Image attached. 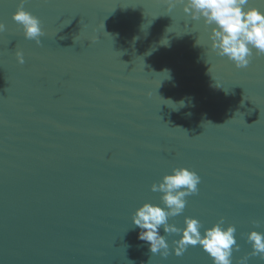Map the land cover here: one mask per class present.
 <instances>
[{
  "label": "water",
  "instance_id": "obj_1",
  "mask_svg": "<svg viewBox=\"0 0 264 264\" xmlns=\"http://www.w3.org/2000/svg\"><path fill=\"white\" fill-rule=\"evenodd\" d=\"M17 2L0 0V264H211L199 245L152 255L131 225L180 166L201 180L169 223L223 217L233 264L248 255L247 233L264 232V56L236 68L162 0H26L37 45L11 19Z\"/></svg>",
  "mask_w": 264,
  "mask_h": 264
},
{
  "label": "clouds",
  "instance_id": "obj_2",
  "mask_svg": "<svg viewBox=\"0 0 264 264\" xmlns=\"http://www.w3.org/2000/svg\"><path fill=\"white\" fill-rule=\"evenodd\" d=\"M162 2L166 5V13H171L179 6L190 21L202 23L206 30L208 47L217 56L231 61L236 68L247 67L254 54L264 56V11L251 6L250 0H162ZM25 3L26 0H18L11 19L22 31L24 39L40 45L41 37L45 35L42 22L37 16L25 10ZM4 31L5 24L0 22V33ZM159 43L167 46L169 41L162 38ZM196 44L201 45L199 37ZM15 58L17 63H24L21 51H15ZM163 73L170 78L167 70ZM167 101L171 105H176L175 109L185 106L183 100L178 103ZM200 180V176L190 168L183 166L171 168L170 173L162 175L159 181L150 185V191L160 193V203H142L131 214V225L139 230L137 239L147 244L152 255L159 254L162 259H166L170 252L177 257L182 256L189 246L199 245L210 258L211 264H233V252L239 251L240 246L235 236V226L225 225L223 217L210 226H205L197 218L189 216L183 217L182 227L169 223L171 218L183 213L187 204L186 198L198 192ZM256 223L253 221V224ZM168 236L178 237L172 239L171 249ZM246 242L250 245L251 251L241 257L237 264H247L249 256H259L264 260V232L249 231ZM150 262L151 258L148 264Z\"/></svg>",
  "mask_w": 264,
  "mask_h": 264
}]
</instances>
